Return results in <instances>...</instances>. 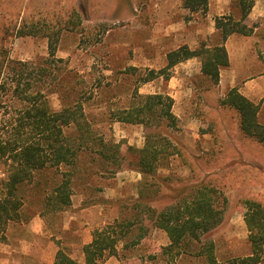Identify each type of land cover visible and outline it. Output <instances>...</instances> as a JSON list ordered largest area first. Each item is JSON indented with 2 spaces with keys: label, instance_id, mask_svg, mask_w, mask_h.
I'll list each match as a JSON object with an SVG mask.
<instances>
[{
  "label": "rangeland",
  "instance_id": "1",
  "mask_svg": "<svg viewBox=\"0 0 264 264\" xmlns=\"http://www.w3.org/2000/svg\"><path fill=\"white\" fill-rule=\"evenodd\" d=\"M174 2L0 0V23L5 15L6 21L12 20L11 26L16 29L25 22L37 21L40 34L59 33L57 41L51 35L10 36L3 44L8 58L47 67V84L54 90L46 98L51 110L63 107L68 98H63L62 90L67 84L73 85L92 131L118 142L122 154L120 167L116 168L97 158L93 161L91 153H80L70 204L55 213L41 215L43 190L49 186L53 174L50 170L35 174L33 182L22 187L24 202L19 219L10 221L6 227L4 240L0 243V264H52L58 249L82 262V246L91 240L94 228L133 213L131 204L138 196L137 184L141 175L135 170L129 146H142L145 128L140 124L116 121L111 118V113L129 104L134 89L142 94L164 93L175 98L172 112L178 118L179 128L170 131L173 153L165 164L159 165L156 176H169L176 187L188 185L192 181L188 162L193 164L194 158L200 157L197 167L201 172H210L214 184L226 198L223 221L204 234L201 241L213 243L218 261L249 255L244 203L252 199L264 204V162L246 154L239 156L229 139L231 136L242 142L248 150L263 158L264 146L239 135L232 113H221L215 104L216 86L205 90L204 80L198 77L200 70L196 73L194 66H174L171 69L174 79L165 80L161 76L145 83L139 81V75L142 76L146 69L158 70L166 64L165 54L174 44L166 31L169 14L173 13L175 21L179 19V13L174 9L179 4L172 7ZM73 11L79 14L77 25L72 23L76 20ZM205 12L199 13L204 15ZM188 16L183 18L187 20ZM196 21L206 27L205 19ZM217 36L216 32L211 36H190L186 40L191 45L202 42L210 45ZM257 37L262 39L264 46V33L261 31ZM48 38L51 43L55 42L53 57L49 56ZM260 55L264 53L258 54L259 58ZM132 66L136 70L129 69ZM30 72L32 82L39 80L32 70ZM256 104L258 111L263 104L257 120L264 124V95ZM12 111L10 107H0V119L11 115ZM213 119H217L218 130L212 129ZM224 121L231 132L224 123L220 126ZM177 144L188 155L187 161L180 156ZM213 149L219 150L215 154L217 158L225 156L228 149L235 154L230 160L222 157L219 166L209 169L206 164L213 163ZM5 174L0 162V179ZM148 200L149 206L156 209L173 202L170 195L164 194L150 195ZM168 242L163 230L149 225L140 245L131 249L118 245L117 255L107 257L102 264H205L201 257L190 253H181L174 258L159 255L160 248ZM150 254L157 256L152 258Z\"/></svg>",
  "mask_w": 264,
  "mask_h": 264
},
{
  "label": "trees",
  "instance_id": "2",
  "mask_svg": "<svg viewBox=\"0 0 264 264\" xmlns=\"http://www.w3.org/2000/svg\"><path fill=\"white\" fill-rule=\"evenodd\" d=\"M253 3L254 0H231V12L214 19L218 35L214 43L206 45L202 42L194 49L181 45L168 51L165 54L166 64L158 70L146 69L142 76L139 75V81L145 83L161 76L167 80L175 64L198 57L201 61L198 77L204 80L205 90L214 88L219 80V69L227 65L225 39L233 33L249 35L253 32V24L248 26L243 23ZM182 6L189 12H204L207 0H182ZM73 14L76 20L72 23L77 25L80 23L79 14L76 11ZM1 18L0 107H10L13 111L0 119V162L6 173L0 179V243L4 240L8 223L19 219L24 202L22 187L32 183L35 174L48 170L53 174L49 186L43 190L41 215H45L63 210L70 204L80 153H91L94 155L93 161L97 158L101 163L112 164L116 168L120 167L122 157L118 142L107 140L92 131L81 98L73 85L67 84L62 90L63 98H68L63 107L51 110L46 98L54 90L47 84V67L10 59L3 45L10 36L51 35L57 41L59 33L40 34L37 21L31 24L25 22L16 29L14 25L11 26L12 20L7 22L5 15ZM48 40L49 56L53 57L55 42L51 43L50 38ZM260 59L264 63V55H260ZM129 69L136 70L133 66ZM31 70L39 80H30ZM215 104L223 111L232 113L242 137L264 146V124L257 120V104L240 94L237 87L230 88L224 97L215 100ZM172 105L173 99L168 94H142L134 89L129 104L111 113V118L116 121L140 124L145 128L142 146H129L133 152L135 170L141 175L137 184L138 196L131 204L133 213L94 228L91 240L82 246V262L58 249L52 264H102L107 257L117 255L118 245L123 249L140 245L149 225L163 230L168 238V244L160 248L159 255L174 258L181 253H190L201 257L205 264H264L262 202L247 199L244 203L243 220L248 231L249 255L218 261L213 243L201 240L204 234L223 221L226 198L214 184L210 172H201L197 167V161L202 158L195 157L193 164L192 161L188 162L192 178L188 185L176 187L171 184L169 176H156L159 165L165 164L173 153L170 131L179 128L178 118L171 110ZM216 120L213 119V123ZM218 128L215 122L212 129ZM177 147L180 156L187 161L186 152L180 145L177 144ZM228 150L225 156L217 158L215 154L219 150L213 149V163L206 164L207 168L219 166L218 161H222V157L229 159L234 152ZM158 194L170 195L173 202L160 209L149 206L150 195ZM150 255L152 258L157 256Z\"/></svg>",
  "mask_w": 264,
  "mask_h": 264
},
{
  "label": "crops",
  "instance_id": "3",
  "mask_svg": "<svg viewBox=\"0 0 264 264\" xmlns=\"http://www.w3.org/2000/svg\"><path fill=\"white\" fill-rule=\"evenodd\" d=\"M176 3L179 4V8L177 6V8L174 9L178 11L179 19L175 21L172 16L173 13L171 12V14H169L170 18L166 30L171 37H169V39H171L170 41L174 43L170 48L171 50L177 49L181 45H187L191 49L196 48L198 46L197 44L194 45L193 43V45H191L186 39L194 35L211 36L215 34L217 32L214 22L215 17L226 16L231 12V0H207V9L204 15H201L199 12H189L181 5V0H175L172 7L176 6ZM184 15H189L190 17L188 16V19L185 20L183 18ZM196 19H205L206 27L198 25ZM243 23L248 26L250 24H255L253 32L249 35L233 33L225 39L223 44L227 52V65L219 69V80L213 98L218 99L224 97L230 88L237 87L240 94L256 104L264 95V63L258 56V54L264 53V46L262 44V39L257 37L261 31L264 33V0H254L253 6L243 20ZM178 65L182 68L194 66L196 73L200 70V61L198 57H191L174 66ZM170 78L174 79L175 77L171 75ZM172 98L174 102L175 98ZM262 106L263 104L260 106L259 111H257V115H259ZM219 109L221 113H228L227 110L223 111L221 108ZM222 123H224L225 128L230 131L228 123L225 121L221 122L220 126ZM236 129L239 133L237 121ZM229 140L232 142L231 146L234 152L239 154V156H241V154H246L256 161L264 162L263 157L248 150L242 142L236 141L234 138H231V136ZM235 153L230 154L228 160H230Z\"/></svg>",
  "mask_w": 264,
  "mask_h": 264
}]
</instances>
